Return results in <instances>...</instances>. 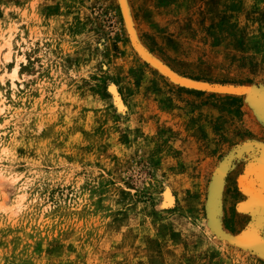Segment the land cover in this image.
Segmentation results:
<instances>
[{
    "label": "rangeland",
    "instance_id": "374dc122",
    "mask_svg": "<svg viewBox=\"0 0 264 264\" xmlns=\"http://www.w3.org/2000/svg\"><path fill=\"white\" fill-rule=\"evenodd\" d=\"M255 90L264 0H0V264H264Z\"/></svg>",
    "mask_w": 264,
    "mask_h": 264
},
{
    "label": "crops",
    "instance_id": "0c3cea01",
    "mask_svg": "<svg viewBox=\"0 0 264 264\" xmlns=\"http://www.w3.org/2000/svg\"><path fill=\"white\" fill-rule=\"evenodd\" d=\"M264 157V147L260 146L255 154H254V160H253V163H256L257 161H260L261 158ZM262 176H264V169L260 168V169H256L254 171H250V174H249V180H256V179H260L258 182L259 184L262 183V181H264V179H261ZM261 189L264 190V187H260Z\"/></svg>",
    "mask_w": 264,
    "mask_h": 264
},
{
    "label": "bare ground",
    "instance_id": "6f19581e",
    "mask_svg": "<svg viewBox=\"0 0 264 264\" xmlns=\"http://www.w3.org/2000/svg\"><path fill=\"white\" fill-rule=\"evenodd\" d=\"M10 57V55L9 54H7L6 55V58H9ZM16 71H17V67H15L14 68V73H16ZM110 90L114 93V94H116V89L114 88V86H111V88H110ZM1 109H2V105H3V100H1ZM166 198H167V202H171V200L173 199V197L171 196V194H170V192H167V194H166ZM2 207H4L5 206V202H3L2 203V205H1Z\"/></svg>",
    "mask_w": 264,
    "mask_h": 264
},
{
    "label": "water",
    "instance_id": "95a60500",
    "mask_svg": "<svg viewBox=\"0 0 264 264\" xmlns=\"http://www.w3.org/2000/svg\"><path fill=\"white\" fill-rule=\"evenodd\" d=\"M254 93H263L264 94V91H259V92H257L256 90L253 92V94ZM256 101H257V103H258V105H260V107L261 108H263L264 109V102L262 103V102H260V100H258L257 98H256Z\"/></svg>",
    "mask_w": 264,
    "mask_h": 264
}]
</instances>
